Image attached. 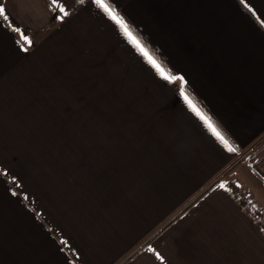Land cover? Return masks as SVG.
I'll list each match as a JSON object with an SVG mask.
<instances>
[{
    "label": "crops",
    "instance_id": "obj_1",
    "mask_svg": "<svg viewBox=\"0 0 264 264\" xmlns=\"http://www.w3.org/2000/svg\"><path fill=\"white\" fill-rule=\"evenodd\" d=\"M50 2L0 0V264H264V0H107L184 94Z\"/></svg>",
    "mask_w": 264,
    "mask_h": 264
},
{
    "label": "snow or ice",
    "instance_id": "obj_2",
    "mask_svg": "<svg viewBox=\"0 0 264 264\" xmlns=\"http://www.w3.org/2000/svg\"><path fill=\"white\" fill-rule=\"evenodd\" d=\"M78 3H84V0H77ZM89 3L95 6L97 10L102 12L106 15L110 21L114 23L115 27H118L120 32L132 43L136 49L142 54V56L147 60V62L157 71V73L164 77L169 81H176L179 80L180 84L178 85L181 94H184V84L186 83L185 78L181 74L172 75L165 71V69L161 66V64L149 53V50L144 46V44L138 39L130 29L128 22L126 21L125 17L121 15L107 0H89ZM239 3L247 8L249 11H252L255 14V9L252 8L251 4L248 3V0H239ZM48 7L53 12H58L60 15L57 16L58 19L63 20L65 17L69 15V11L66 5V2H62V0H51ZM0 17H3L5 21L9 20V17L6 15V8L5 5L0 3ZM264 23V21H262ZM9 27H12L14 31L17 33L20 32V29L17 28L15 25L9 23ZM24 40L31 43L27 36L23 37ZM21 47H23L21 45ZM185 100L187 101L189 107L199 116L207 125L208 128L211 129L212 133L225 145L228 147L229 150L231 149V145L225 139V137L213 126L211 120L207 115H205L200 108H198L191 99L187 95H185ZM0 172L7 173V168H0ZM12 180H16L15 176L11 177ZM223 186V184L221 185ZM15 194V193H14ZM150 251H154L151 246H149ZM156 256L162 261L164 257L159 253L156 252Z\"/></svg>",
    "mask_w": 264,
    "mask_h": 264
},
{
    "label": "rangeland",
    "instance_id": "obj_3",
    "mask_svg": "<svg viewBox=\"0 0 264 264\" xmlns=\"http://www.w3.org/2000/svg\"><path fill=\"white\" fill-rule=\"evenodd\" d=\"M250 160H252V161H250V163L253 165V163H256L255 162V160H256V158L257 157H252V155L250 156V157H248ZM248 159V160H249ZM259 172H262L263 171V169H262V166H260L259 167V170H258ZM263 173V172H262ZM238 176H240V174H238L237 173V171H235L234 173H232V174H230L229 175V177H228V180H226L225 182H227V183H230L231 184V186H230V188L232 189V190H235L236 191V193H237V191H239L240 190V186H242V187H244L245 188V183H242V181H240L239 179L240 178H237ZM261 179V178H260ZM261 181H262V179H261ZM263 183V182H262ZM255 187H257V185L255 184ZM244 190H246V188L244 189ZM249 190L250 191H256V189L254 188V186H252V184H249ZM248 190V191H249ZM262 191V190H261ZM257 192V191H256ZM262 194H263V196H264V192L262 191L261 192ZM245 201V200H244ZM254 203H255V208H257V207H263L264 206V202H263V200L261 201V200H259V199H256L255 201H254Z\"/></svg>",
    "mask_w": 264,
    "mask_h": 264
}]
</instances>
